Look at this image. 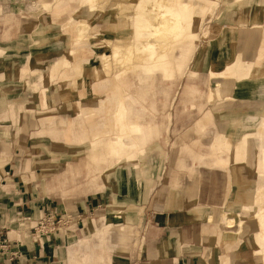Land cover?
Returning <instances> with one entry per match:
<instances>
[{
  "label": "crops",
  "instance_id": "1",
  "mask_svg": "<svg viewBox=\"0 0 264 264\" xmlns=\"http://www.w3.org/2000/svg\"><path fill=\"white\" fill-rule=\"evenodd\" d=\"M197 1L203 19L210 3ZM50 2L57 0H0L2 75L13 72L14 50L29 54L40 25L68 17L71 11L42 8ZM206 21L189 67L175 55L174 79L188 69L192 81L171 112L165 109L177 89L171 95L173 85L163 88L156 69L142 66L113 75L119 95L107 75L92 80V92L101 96L97 109L83 106L87 95L71 80L79 75L71 59L67 68L56 66L68 82L50 86L41 95L52 94L49 105L36 98L40 106L32 111L19 102L9 106L3 87L18 85L10 98L20 99L22 83L0 76V229L7 245L0 264H264L256 216L264 206V0H218ZM228 58L244 66L233 77L211 78ZM249 61L261 65L251 76ZM209 84L220 91L212 100ZM248 84L259 94L248 93ZM120 105L124 117L115 111ZM107 110L111 131L95 134L101 139L92 150L93 138L83 141V114L100 129ZM51 111L46 120L38 116ZM124 131L132 132L134 148L124 143ZM119 138L127 149L116 154L107 141L118 148ZM64 213L72 218L65 228L42 238L34 233L40 216Z\"/></svg>",
  "mask_w": 264,
  "mask_h": 264
},
{
  "label": "bare ground",
  "instance_id": "2",
  "mask_svg": "<svg viewBox=\"0 0 264 264\" xmlns=\"http://www.w3.org/2000/svg\"><path fill=\"white\" fill-rule=\"evenodd\" d=\"M208 1L213 4L212 2L217 0ZM55 8L71 12L65 19L64 27L60 25L55 27L52 24L40 25L39 27L41 34L49 33L54 29L58 33L52 39H44L37 48L43 57L42 62H40L41 65L48 66L47 74L49 77L55 78L58 64L67 68L72 56L79 52L81 47L88 46L93 51L90 60L98 63V67L94 68L91 73L93 80L101 75L102 77L107 75L110 88L115 95H119L120 90L118 84L113 81L114 73L132 72L137 66H142L146 70L156 69V76L160 75V78L157 77V82L163 88L173 85L172 69L168 70L167 65L170 64V59L175 58L174 49H178L180 56L188 54L187 48L191 43L190 30L198 25L200 18L198 14L204 10V7L197 0H57ZM99 9L103 15L107 14L108 17L103 28L95 27L92 22V19L98 15ZM71 27L75 32L73 39H69L63 33L64 29ZM73 41L77 45L70 48L69 44ZM98 41H103L104 45L95 47L96 49L91 47V42ZM15 52L18 53L17 50ZM51 53H56L60 59H51L47 65ZM16 60L12 58V63H15ZM175 65L178 69L182 67L178 62ZM243 66L244 63L228 58L223 71H210L209 76L211 78L214 75H221L226 78L233 77L236 74V68ZM84 68L87 70L86 65L84 67L78 63V74L83 72ZM260 68L261 65L251 61L245 64V71L248 76L258 72ZM79 85L83 86L81 83ZM250 86L253 85H247L248 93L259 94L256 89H251ZM10 89L17 91L19 87L13 84ZM216 89L218 90V88ZM216 89L209 84L207 91L209 99L220 93ZM124 110V105L115 108L120 117H124ZM253 119L255 120V118ZM260 123L264 126V116ZM136 130L140 131V128H136ZM131 133L124 131L121 134L120 132L124 136V143L129 144V149L134 148L135 145ZM100 139V136L92 139V150H96ZM107 143L108 149L116 154L127 149V145L123 144L121 138L118 142L115 141V144L118 143V148L111 146L110 141ZM124 163L126 164L127 161ZM256 216L260 227L258 241L264 242V206L259 208ZM226 222L228 225L232 224L231 219L226 220Z\"/></svg>",
  "mask_w": 264,
  "mask_h": 264
},
{
  "label": "rangeland",
  "instance_id": "3",
  "mask_svg": "<svg viewBox=\"0 0 264 264\" xmlns=\"http://www.w3.org/2000/svg\"><path fill=\"white\" fill-rule=\"evenodd\" d=\"M217 1L212 2L213 4H211V1H209V3H210V7L208 8L209 11L206 12V14H204L203 17L205 15L206 16L203 19L200 16H198V17H200L198 25L190 30L191 31V36H190L191 37V43H190V46L187 48L188 54L182 56L183 57V62L186 64V66L188 65V67H189V64H190V60H191V58L193 56V53H194L196 47L198 46V41L201 38H203L202 36L206 35V33L204 32L205 31V27H206L207 24H209V23H206L207 22L206 20H208L210 18V16L213 14L214 10L216 9ZM50 3H51V5H49L48 7L44 6L42 3H41V6H42V8L44 10L47 11V10L51 9L54 6L52 4L53 2H50ZM98 11H99L98 15H96L95 18L92 19V22L95 25V27H97V28L98 27H102L103 28L105 26V24H106V21H107L108 17H107V14L103 15V12H100L101 11L100 9ZM57 14H58V16L62 17V19H64L66 17V14H65L64 11H61V12H59ZM65 22H66L65 20H64V22H61L60 26L64 27L65 26ZM58 26L59 25H55V27H58ZM37 30L35 31L34 35L38 36V37H37V40L36 39L34 40L33 45L29 46V49H28L29 54L26 53L27 51L23 52L22 55L16 53L17 55H19L20 61H19V63L15 62V63H13L11 65V67H13L12 68L13 72H12L11 76L5 75V73L2 75V73L0 72L1 73L0 74L1 77L10 78V79H16L17 81L21 80V83H22L21 89L17 93V95L21 96V97L17 96L20 99L10 98V96L12 95L11 92H10V88L8 86L6 88L3 87L2 90L5 91L4 93H5V95L8 98L9 106H13V105L16 104V102H19V105L21 104L24 107L27 105L28 106V109H27L28 111H32V107L35 108L37 106H40V103L38 102V100L36 98H41V95H42V93L44 91L47 92V90L50 89V86L56 87L55 84H54L55 82L60 81V80L61 81L64 80L60 76L61 72L64 69H62V70L59 69L58 70V74L55 76V78L51 79L49 77V75L47 74L48 66L45 67V66L41 65L40 59L42 57H41V55H39L35 51L37 49L36 47L40 46V44L43 41L44 37L45 38H52V37L58 35L56 29H54L53 31H50L49 33H45V34H41ZM63 33L65 34V36L69 37V39H71V38L73 39L74 35H75V32L72 29V27L64 29ZM192 34H194V35H192ZM74 43H75V41L70 42L69 47L71 48L74 45L75 46L77 45L76 43L75 44ZM90 45L93 48L102 47L104 45V42L103 41L91 42ZM1 52H3V50L0 51V53ZM92 53H93L92 48H88V46L87 47H81L80 51L76 52V54L72 56V59H71L72 68L71 69H74L75 67H77V66H75V63H79L80 61H82V59H84V57H86L87 60L89 58H91L93 56ZM173 54L177 56L179 54L178 49H175ZM53 57L54 58L57 57L58 60L60 59V56H57V55H54ZM13 58L17 59L18 57H16V55H14ZM174 62H175V59H170V64L167 65V69L168 70L172 69V64ZM86 63H87V66H86L87 70H85L83 73H81L79 75L75 74V76L72 77L71 80H74V81L76 80L75 82H76V84H78V87L82 91H84L85 94L87 95L86 96V100L84 101L85 103H83L84 104L83 106L85 107V109L86 108H88V109L89 108L90 109H97L96 107L99 105V101H100L101 96L95 95L92 92L91 83H92L93 77L91 76V73H92V69L98 67V63L93 61V60H90L89 64H88V62H86ZM195 64H196V62H195ZM157 77L160 78V75H157ZM199 78L201 80H203L201 77H199ZM191 81H192V78L190 77V72L188 71V69H187V71L181 70V72L179 71L178 73H175V79H174V84H173V87H172V90H171V95L173 94L175 89H177L178 92H177L175 100H174L173 104L171 105L170 109H168L169 106H167L165 111L168 110V111L171 112L172 110H174L176 108L183 89L185 87H187V85ZM193 81H194V79H193ZM211 81H214V80H211ZM63 82L66 83V82H68V80H64ZM79 83H81L83 86H80ZM178 84H180L179 87H178ZM72 86H73V89H75V85H72ZM120 89L121 88L119 87V90ZM48 95L49 96H47V98H41L40 99V101L42 102V105L44 107L49 105L48 104V101H49L48 98H52V96H51L52 94L48 93ZM80 95H84V94H80ZM212 99L213 98H211V100ZM5 102H7V101L5 100ZM31 104H33V105H31ZM166 105H167V102H166ZM57 111H59V110H57ZM65 112H66V110L63 111V112H60V113L63 116ZM163 113H164V111L163 112H159L158 113V117H161L163 115ZM38 116L39 117H44V120H46L47 118L53 117L52 111L51 112H45V113L41 112ZM102 123H103L104 127L98 129V128L95 127V124H96L95 120L92 117H90L89 114H87V113L83 114V120H82L81 125H82V129L84 130V133H85V136H86L83 141L87 142V141L91 140L94 137V135L99 133V132L105 133V132H108V131L110 132L111 131V121H110V115H109L108 110L102 116ZM169 125H170V120H168V123L165 126L166 128L163 129L161 136H163V133L165 132V130L167 131V128H168ZM67 138H68V136L62 137L61 140H66L67 141ZM103 140H106V138H103ZM71 141H73V140H71ZM73 142H76V141H73ZM78 148L81 149L82 147L78 146ZM82 149H84V148H82ZM86 153H87V150H86ZM111 163H112V160L109 158L108 166Z\"/></svg>",
  "mask_w": 264,
  "mask_h": 264
},
{
  "label": "built area",
  "instance_id": "4",
  "mask_svg": "<svg viewBox=\"0 0 264 264\" xmlns=\"http://www.w3.org/2000/svg\"><path fill=\"white\" fill-rule=\"evenodd\" d=\"M72 221L70 214H44L38 218L33 226L34 233L39 237H46L50 234L65 228ZM7 245L4 240L1 239L0 229V255L6 253ZM13 256V254H11Z\"/></svg>",
  "mask_w": 264,
  "mask_h": 264
}]
</instances>
